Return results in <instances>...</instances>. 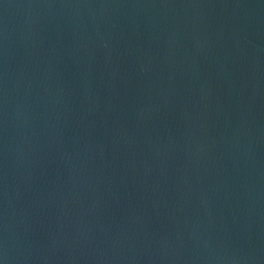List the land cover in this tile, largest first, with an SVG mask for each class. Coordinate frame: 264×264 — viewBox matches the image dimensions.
I'll return each mask as SVG.
<instances>
[{"label": "water", "instance_id": "obj_1", "mask_svg": "<svg viewBox=\"0 0 264 264\" xmlns=\"http://www.w3.org/2000/svg\"><path fill=\"white\" fill-rule=\"evenodd\" d=\"M3 264H264V0H0Z\"/></svg>", "mask_w": 264, "mask_h": 264}, {"label": "snow or ice", "instance_id": "obj_2", "mask_svg": "<svg viewBox=\"0 0 264 264\" xmlns=\"http://www.w3.org/2000/svg\"><path fill=\"white\" fill-rule=\"evenodd\" d=\"M0 264H3V262H2V261H0Z\"/></svg>", "mask_w": 264, "mask_h": 264}]
</instances>
